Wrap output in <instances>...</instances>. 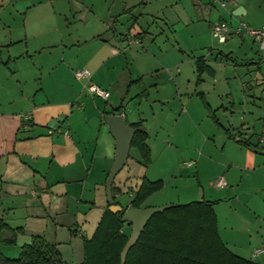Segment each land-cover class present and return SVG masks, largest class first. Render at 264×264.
Masks as SVG:
<instances>
[{"label": "crops", "instance_id": "1", "mask_svg": "<svg viewBox=\"0 0 264 264\" xmlns=\"http://www.w3.org/2000/svg\"><path fill=\"white\" fill-rule=\"evenodd\" d=\"M192 1L196 7L198 0ZM173 3L178 1L0 0V232L4 235L14 229L16 240L25 244L33 236H44L55 229L60 218L87 217L90 205L100 201L102 189L105 191L114 157L115 139L105 123L107 114H119L127 124L142 123L151 157L148 164L141 158L135 163L146 170L145 166L154 161L153 146L157 150L165 146L163 142L161 146L149 144L147 125L155 114H146L143 106L151 109L155 104L162 109L177 100L181 114L196 125V111L188 107L196 95L206 116L222 133L218 134L219 151L224 160L219 164L228 165L221 175L225 184L216 187L214 182L213 188L233 197L213 198L199 184L195 196L201 200L208 194L206 200L215 201L218 233L232 252L264 264V151L258 150L264 132L252 142V120L245 121L241 116L239 125H231V130L222 125L215 112L223 106L222 94L230 95L228 102L231 108L235 106L230 88L210 93V99L204 91L208 79L215 88L220 76L234 75L226 69L230 59L238 55L243 63H252L256 57L260 59V49L248 36H233L222 43L234 48L228 53L214 52L207 43L202 46L207 48L206 54L193 55L180 47L173 50L168 42L173 34L179 38L178 31H185L188 40L205 18L208 35L210 24L225 21V14L229 23L241 21L254 28L263 26L264 20L257 23L240 18L252 10V0H226L224 7L207 0L205 17L197 8L192 15L169 12ZM212 8L218 12L213 13ZM172 27L177 29L171 31ZM144 39L149 40L151 52L142 46ZM177 39L174 41L179 44ZM198 59H202L200 71ZM82 69L88 70L89 79L75 77V72ZM223 69L225 72L219 74ZM160 75L161 81L151 85L146 81L147 76L160 80ZM240 82L243 98L238 93L236 97H252L248 85ZM88 83L107 90L109 96L105 99L91 94ZM150 86L156 92L151 103ZM127 99L129 102L124 103ZM23 113L30 114L27 122ZM213 145L216 150L215 139ZM198 147L204 145L194 147L197 156L191 158V151L187 163L189 168L195 166L196 174L202 160ZM243 176L247 177L245 187ZM143 177L150 180L141 175L135 189L131 188L132 196ZM152 178L163 184L151 194L154 197L165 182ZM119 190L117 186L116 192ZM224 201L227 207L221 205ZM168 202L172 201L160 204ZM256 249L262 250L252 256Z\"/></svg>", "mask_w": 264, "mask_h": 264}, {"label": "rangeland", "instance_id": "2", "mask_svg": "<svg viewBox=\"0 0 264 264\" xmlns=\"http://www.w3.org/2000/svg\"><path fill=\"white\" fill-rule=\"evenodd\" d=\"M170 1H178L177 4L173 3V8L169 10V12L171 11L174 14L186 13L188 15H192L197 8L198 14H204L203 17H205L206 11L208 10V5L206 3L207 0H198L196 7L192 3V0ZM252 2L253 7L252 10L248 12V18H240L260 23L264 20V0H252ZM259 5H261V11L257 9ZM212 12L216 13L218 10L212 8ZM228 17L227 14H225L224 20L226 22H228ZM207 23L208 19L205 18L203 24L197 26L195 35L189 37L188 40L187 33L185 31L177 32L179 35L178 39L177 36L173 34V38L171 37L168 40L170 46L174 47L173 50L180 47L188 54L193 52V55H199L200 53L206 54L208 50L202 46L207 45V43L213 46L214 52L221 51L223 53H228L231 49H234L230 45L217 43L214 39H212L210 34H207ZM172 29L177 28H170L171 31ZM199 34L200 37L197 36ZM174 38L179 41V44L175 43ZM142 46L151 52L152 48L148 39L143 40ZM259 58L260 59L256 57L252 63H248L251 62L248 60L243 63L244 60L238 55L235 57V60L230 59L226 69L229 68L227 70H232L234 75L228 76L227 78L220 76L216 83H214L215 88L213 87L212 81H209L212 79H208L209 83L206 85L204 90L207 93V98L210 99L212 97L210 93H215L219 90V92L222 91L223 93L225 91H229L228 87L230 88L234 97L235 106L231 108L232 106L228 102L230 95L222 94L221 103L223 106L215 112L216 117L222 125L230 128V130L232 126L235 127L239 125L241 117L248 122L252 120L253 126H251L250 130V133L253 134L251 137L252 142L258 141V136L261 132H264V51L259 50ZM256 66H259V68L256 69ZM226 69L220 71L219 74L222 75ZM159 78L160 80L153 77L151 80V76H147L146 81L149 85H151V82H158L163 79L161 75ZM240 81H244V83L248 85V93L253 95L252 97L241 100L243 97H241L242 89ZM149 92L150 98L148 101L151 103L152 97L156 96L155 88L150 86ZM237 93L240 95V99L239 97H236L235 94ZM128 100L129 99L125 100L124 103L129 102ZM211 102L214 103V100H211ZM188 107L194 108L196 111L198 119L196 125L191 124L188 121V117L184 115L185 113L181 114L182 107H180L177 100L170 101V103L162 109L155 104L152 105L151 109L149 106H143V109L147 111L146 114H149L150 111L151 115L152 112L155 114L154 117L151 116V122L147 125L149 128V144H159L161 146L160 143L163 142L162 144H164L165 147L163 150H157L156 147L154 148L153 146L152 159L154 161L152 160L153 162L150 163L149 166H145L146 170L145 168L142 169L139 165H137V163H135V159L140 160L137 149H130L126 164L114 177L113 183L120 189L114 194L116 201L122 205H126L133 197L131 190L139 182L141 175L144 174L150 180L152 177V179L162 178L165 184L164 188L159 191L158 195H154V197H151L150 195L147 197L141 203L140 208L160 206L163 205L160 203H164V201H172L166 203L168 205L198 200V198H196L197 196H195L197 184L206 188V192L209 191V195H212L211 197L213 198L224 197L226 199H232V194L227 192L223 194L221 192L222 189H217L216 191V189L213 188L215 180L224 174V170L228 169L227 164H219L220 161L224 160V155H222L219 151L218 134L222 133L210 120V118L206 116V112L204 108H202L201 101L196 95H194V99ZM204 136L209 137V140L204 139ZM214 139L215 145L217 146L216 150L213 145ZM165 141H168V143H165ZM199 144H203L204 147H198V151L202 154V160L200 163V172H197L196 174L195 166L189 168L187 163L189 161V154L191 151L193 153L194 147L199 146ZM262 147L264 148V143H260L258 150L264 151ZM212 150L214 151V154H211ZM193 154L194 156H191V158L197 156L195 152ZM246 178V176H243L242 183L244 187ZM205 197L206 199H209L208 194H206ZM106 205V194L104 189H102L100 201L98 199L97 202L95 201V203L90 205L91 211L87 214V217L80 218V215L77 217H73L72 215L66 216V218H60V220L58 219V223L60 224L58 226L56 225L57 227L55 229L52 228L42 237L47 242L54 243L56 245L64 260L72 264L81 263L83 260V240L89 239L92 236L102 215L101 211L105 210ZM221 205L227 207L228 203L224 201ZM61 223H64V225L60 226L62 225ZM76 229L77 232L73 233ZM123 230L129 234L131 225L125 224ZM78 232L80 234H78ZM22 244L23 241L20 239L16 240L15 235V241L13 243H0V252L5 257H16L19 254Z\"/></svg>", "mask_w": 264, "mask_h": 264}, {"label": "trees", "instance_id": "3", "mask_svg": "<svg viewBox=\"0 0 264 264\" xmlns=\"http://www.w3.org/2000/svg\"><path fill=\"white\" fill-rule=\"evenodd\" d=\"M201 60H197V67ZM209 115L216 122L213 113L209 112ZM129 125L134 129L131 148H136L142 163L148 164L151 156L146 143L147 132L140 121ZM162 185L161 180L151 181L143 177L132 199L122 205L115 200L117 186L112 183L114 202L120 204L122 210L111 212L107 203L92 236L83 240V260L78 264H120V251L129 235L123 230L124 225L129 224L121 219L123 210L129 204L140 207ZM214 203L206 199L193 200L154 213L128 250L125 264H257L235 254L223 243L218 233ZM10 231L9 235L0 232V243L15 241L14 229ZM0 264L72 263L63 259L55 244L36 235L21 245L16 257H5L0 252Z\"/></svg>", "mask_w": 264, "mask_h": 264}, {"label": "water", "instance_id": "4", "mask_svg": "<svg viewBox=\"0 0 264 264\" xmlns=\"http://www.w3.org/2000/svg\"><path fill=\"white\" fill-rule=\"evenodd\" d=\"M234 14L238 16L240 15L238 11H235ZM105 123L109 127V130L115 139L113 162L109 168L105 181V194L107 203L109 204L108 209L111 212H117L122 210V206L114 202L111 190L112 183L116 174L127 162L134 129L124 121L121 115L116 113L107 114L105 116ZM171 206L172 204L158 207L140 208L133 207L131 204L127 205V207L123 210L121 219L123 222H127L131 225V230L126 243L120 251V264H125L128 250L136 243L151 216L154 213L162 212Z\"/></svg>", "mask_w": 264, "mask_h": 264}, {"label": "built area", "instance_id": "5", "mask_svg": "<svg viewBox=\"0 0 264 264\" xmlns=\"http://www.w3.org/2000/svg\"><path fill=\"white\" fill-rule=\"evenodd\" d=\"M214 4H218L221 7L226 5V0H212ZM211 38L218 43L226 42L230 37L233 36H248L257 44L260 50H264V25L261 27H249L244 22H237L235 24L218 20L214 21L209 26ZM138 42V40H136ZM75 77L77 79H89L90 74L88 70L82 69L75 72ZM87 91L93 95L100 96L102 98H107L109 92L99 87L96 84L88 83L86 84ZM24 122H27L30 119L29 113L21 114ZM25 124V123H24ZM259 142H264V135L260 136ZM225 184L224 178L219 177L215 180L216 187H222ZM262 249H256L252 252V256L257 255Z\"/></svg>", "mask_w": 264, "mask_h": 264}]
</instances>
